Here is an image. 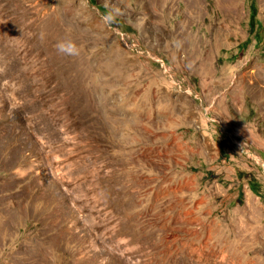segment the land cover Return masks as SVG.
Masks as SVG:
<instances>
[{"label": "rangeland", "instance_id": "obj_1", "mask_svg": "<svg viewBox=\"0 0 264 264\" xmlns=\"http://www.w3.org/2000/svg\"><path fill=\"white\" fill-rule=\"evenodd\" d=\"M0 264H264V0H0Z\"/></svg>", "mask_w": 264, "mask_h": 264}, {"label": "clouds", "instance_id": "obj_2", "mask_svg": "<svg viewBox=\"0 0 264 264\" xmlns=\"http://www.w3.org/2000/svg\"><path fill=\"white\" fill-rule=\"evenodd\" d=\"M55 46L57 50L61 53H64V54H75L76 53L75 45L67 40L57 41Z\"/></svg>", "mask_w": 264, "mask_h": 264}]
</instances>
